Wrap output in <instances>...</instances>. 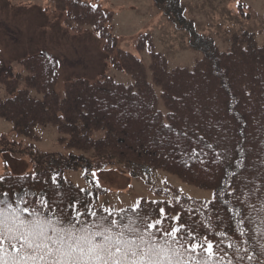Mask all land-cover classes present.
Instances as JSON below:
<instances>
[{"label": "trees", "instance_id": "obj_1", "mask_svg": "<svg viewBox=\"0 0 264 264\" xmlns=\"http://www.w3.org/2000/svg\"><path fill=\"white\" fill-rule=\"evenodd\" d=\"M54 1L67 24L96 32L111 68L131 83L111 77L76 79L65 82L59 95V67L51 54L23 59L22 72L0 59V85L7 94L0 101V119L12 126L11 133L38 141L36 129L51 126L65 150L80 154L63 157L36 152L32 146L17 151L4 147L26 156L32 170L0 177V199L20 207L22 200L36 201L37 206L46 202L54 211L73 215V205L80 212L87 206L99 216L105 214L103 208L94 209L93 202L104 191L72 184L64 177L66 171L83 170L86 175L114 164L143 180L161 171L210 191L212 198L196 200L175 188H161L155 190L156 200H140L142 210L159 216L163 208L166 225L179 215L177 223L192 228L201 243H207L205 234L219 243L224 251L213 264H264V240L248 228L240 236L232 211L241 202L259 207L264 201V44L242 32L233 34L228 50L220 52L212 40L196 33L179 0H152L169 22L185 30L190 48L201 57L190 69L170 70L145 35L137 52L150 54L146 68L141 59L119 48L107 28L111 14L79 0ZM130 208L110 212L130 216L123 211Z\"/></svg>", "mask_w": 264, "mask_h": 264}, {"label": "rangeland", "instance_id": "obj_2", "mask_svg": "<svg viewBox=\"0 0 264 264\" xmlns=\"http://www.w3.org/2000/svg\"><path fill=\"white\" fill-rule=\"evenodd\" d=\"M99 5L112 12L110 33L118 40L120 49L140 58L145 67L150 64V54L137 52L139 37L149 35L153 50L164 56L168 68L190 69L200 58L189 45V35L167 21L151 0H81ZM184 17L194 25L196 33L212 40L220 52L228 50L233 34H254L259 45L264 44V0H180ZM59 4V1H58ZM66 15L56 12L54 0H0V59L14 72H22L23 59L49 53L58 62L56 90L61 95L63 83L73 78L95 82L111 77L128 85L130 78L113 70L102 50V43L92 29L76 30L73 22H65ZM25 76V74H23ZM7 94L0 85V101ZM12 126L0 119V147L15 151L28 141L11 136ZM40 136L34 145L36 151L60 156L69 154L59 142V134L51 126L40 127ZM8 141V144H7ZM31 172L26 156L18 153H0V176L7 173ZM64 176L80 188L106 189V196H99L93 208L116 211L132 207L141 199L156 200L155 190L175 188L189 198L210 200L212 193L189 186L176 176L161 171L152 172L146 179L131 178L120 166L108 164L88 174L84 171H67Z\"/></svg>", "mask_w": 264, "mask_h": 264}, {"label": "snow or ice", "instance_id": "obj_3", "mask_svg": "<svg viewBox=\"0 0 264 264\" xmlns=\"http://www.w3.org/2000/svg\"><path fill=\"white\" fill-rule=\"evenodd\" d=\"M21 203L0 199V264H213L224 251L207 234L206 245L201 243L198 233L177 223L179 215L166 225L163 208L156 216L142 210L139 201L123 210L132 213L124 217L107 208L98 216L90 207L80 212L73 205V215L46 202ZM241 203L232 209L234 230L244 236L246 228L252 229L264 240V201L259 207Z\"/></svg>", "mask_w": 264, "mask_h": 264}]
</instances>
